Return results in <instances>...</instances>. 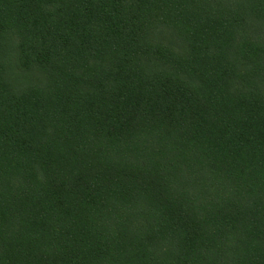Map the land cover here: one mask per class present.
<instances>
[{
    "label": "trees",
    "instance_id": "1",
    "mask_svg": "<svg viewBox=\"0 0 264 264\" xmlns=\"http://www.w3.org/2000/svg\"><path fill=\"white\" fill-rule=\"evenodd\" d=\"M0 264H264V0H0Z\"/></svg>",
    "mask_w": 264,
    "mask_h": 264
}]
</instances>
